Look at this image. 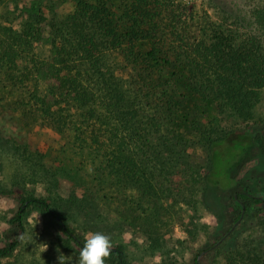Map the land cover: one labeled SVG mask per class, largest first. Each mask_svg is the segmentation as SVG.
<instances>
[{
    "label": "rangeland",
    "instance_id": "1",
    "mask_svg": "<svg viewBox=\"0 0 264 264\" xmlns=\"http://www.w3.org/2000/svg\"><path fill=\"white\" fill-rule=\"evenodd\" d=\"M32 1L0 0V12L19 31L28 21H40L44 38L34 50L39 58L51 60L55 48H63L74 64L89 68V79L112 77L128 96L141 94V100L140 68L118 49L105 47L100 68L75 52V35L63 19L77 0H41L39 16L22 15ZM172 2L192 30L208 33V40L221 30L232 35L237 48L254 42V55L264 64V0ZM170 48L179 68L170 73H176L179 92L187 101L179 94L180 110L170 117L158 100L150 99L147 105V99L139 101L145 118L156 123L152 144L140 151L142 176L135 180L108 166L106 135L96 141L108 127L99 129L90 108L57 97L42 78L21 84L16 71L0 67V135L9 141L0 155V190H19L0 197V247L11 229L16 236L10 221L24 205L21 194L26 193L48 199L82 239L90 232L109 236L113 248L124 247L129 264H194L197 256L204 264H250L256 255L264 256V210L256 217L243 215L233 201L246 187L264 192V152L258 141L251 143L248 155L256 164L237 174L230 189L213 183L208 163L210 141L229 136L231 142L241 143L244 132L264 130V87L255 89L248 108L223 109V100L186 81L185 61ZM25 221L22 245L0 264H58L60 254L68 264H76L78 250L66 246L63 234L39 209H29Z\"/></svg>",
    "mask_w": 264,
    "mask_h": 264
},
{
    "label": "trees",
    "instance_id": "2",
    "mask_svg": "<svg viewBox=\"0 0 264 264\" xmlns=\"http://www.w3.org/2000/svg\"><path fill=\"white\" fill-rule=\"evenodd\" d=\"M41 2L33 0L21 14L39 16ZM4 14L0 12V67H7L13 74L16 71V81L21 84L42 78L57 97L90 108L91 117L100 123L99 129L108 127L96 137L97 142L102 136L107 137L108 166L127 179L142 176L140 151L150 146L154 137L155 119L145 118L146 112L139 101L145 98L147 105L150 99L158 100L163 114L168 117L180 110L176 100L182 93L176 73H170L179 68L171 60L170 47L177 49L185 61L186 81L202 85L205 93L209 91L215 99L223 100L220 102L223 109L228 106L234 111L248 108L249 100L253 94L256 96L255 89L264 87V64L254 55L257 50L254 42L248 47L237 48L232 35L221 30L215 31L213 38L208 40L205 30H192L172 0H77L75 9L63 19L67 29L75 35L73 47L83 61L100 68L105 47L109 46L118 49L132 65L140 68L137 93L142 92L141 100V94L128 96L112 77L102 75L100 81L99 78L89 79V68L82 69L83 64H74L63 48H55L51 60L39 58L34 50L44 38L40 21H28L19 31ZM180 96L187 101V96ZM228 137L210 141L209 147L211 180L222 189H230L237 174L251 170L256 164L248 160L251 143L258 141L264 152V130L255 135L244 132L240 136L241 143L231 142ZM8 144L9 141L0 135V155ZM16 193H19L17 188L1 189L0 197ZM21 197L24 205L10 221L16 236L11 234L12 229L7 233L8 241L0 247V260L11 256L22 245L26 237V213L34 207L54 223L56 230L65 237L66 246L80 252L85 240L48 199L26 193ZM233 201L241 213H251L253 217L264 210V192L254 193L248 187L234 195ZM22 233L25 234L23 240L20 239ZM107 260L129 264L122 245L113 248ZM194 264L204 263L197 256ZM250 264H264V256L256 255Z\"/></svg>",
    "mask_w": 264,
    "mask_h": 264
},
{
    "label": "clouds",
    "instance_id": "3",
    "mask_svg": "<svg viewBox=\"0 0 264 264\" xmlns=\"http://www.w3.org/2000/svg\"><path fill=\"white\" fill-rule=\"evenodd\" d=\"M24 235L23 233L20 235L21 240H23ZM112 250L113 246L109 236L100 232H90L80 249L76 264H106V260L110 258ZM57 252H59L58 249ZM57 261L58 264H68L61 254L57 256Z\"/></svg>",
    "mask_w": 264,
    "mask_h": 264
},
{
    "label": "water",
    "instance_id": "4",
    "mask_svg": "<svg viewBox=\"0 0 264 264\" xmlns=\"http://www.w3.org/2000/svg\"><path fill=\"white\" fill-rule=\"evenodd\" d=\"M243 215H244V213H243ZM242 219H243V216L237 221V223L235 224V226L233 227V229H234V228H235V227H236V226L242 221ZM233 229H232L231 231H233ZM231 231H230V232H231ZM225 238H226V237H225ZM225 238H223L220 242H218V244H216V246H217V245H220V244L222 243V241H223ZM216 246H214L213 248H215ZM213 248H212V249H213ZM205 253H206V252H203L202 255H204Z\"/></svg>",
    "mask_w": 264,
    "mask_h": 264
}]
</instances>
